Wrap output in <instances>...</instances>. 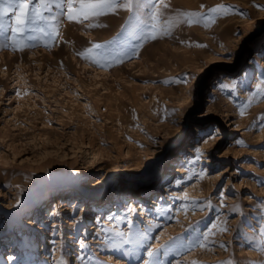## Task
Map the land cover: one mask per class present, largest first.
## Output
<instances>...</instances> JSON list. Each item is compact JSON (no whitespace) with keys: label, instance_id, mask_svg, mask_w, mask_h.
<instances>
[{"label":"rangeland","instance_id":"374dc122","mask_svg":"<svg viewBox=\"0 0 264 264\" xmlns=\"http://www.w3.org/2000/svg\"><path fill=\"white\" fill-rule=\"evenodd\" d=\"M163 4L0 35V264H264V0Z\"/></svg>","mask_w":264,"mask_h":264},{"label":"snow or ice","instance_id":"6c2138e0","mask_svg":"<svg viewBox=\"0 0 264 264\" xmlns=\"http://www.w3.org/2000/svg\"><path fill=\"white\" fill-rule=\"evenodd\" d=\"M161 4L164 8H167V4ZM144 6V0H0V35L5 33H11V45L14 50H23L26 45L24 40L38 39L35 35H27V33H40L49 38H55L59 35L58 28L55 21L58 17H64L69 22L84 23L86 21H92L100 17H104L108 14H115L118 9H125L132 13L135 17ZM204 6L201 5V8ZM151 9H155L151 12L150 19L153 21L152 29L153 34L150 39H156V31L160 28L157 23L162 15L160 8L156 4H151ZM56 11V15L52 13ZM229 8L225 5H217L208 9V12H186L183 16L187 18L189 25L199 24L202 21L214 23V17L216 15H228ZM49 13V15H45ZM11 14V15H10ZM10 19H6L9 18ZM99 26L89 23V27ZM205 26H208L207 23ZM9 37L5 36L7 41ZM7 46V45H5ZM102 47L101 44H92V46L86 49L84 52L79 53L85 59L91 60L93 63L99 64L100 61L96 58V50ZM227 88L228 85H222ZM235 87V85H233ZM251 101L244 105L240 114L243 116L244 108L250 106ZM238 144H243V141H237ZM199 157H197L198 159ZM216 225H213L215 228ZM227 231V228L222 229ZM120 239L114 241V243L128 244L130 243L129 236L124 233L116 234ZM207 239V237H205ZM80 248H84L83 242H80ZM204 247L205 245H201ZM158 248L147 251L148 260L144 261V264H158L155 260L157 256ZM63 264V261L61 262Z\"/></svg>","mask_w":264,"mask_h":264},{"label":"bare ground","instance_id":"6f19581e","mask_svg":"<svg viewBox=\"0 0 264 264\" xmlns=\"http://www.w3.org/2000/svg\"><path fill=\"white\" fill-rule=\"evenodd\" d=\"M81 197V196H79ZM74 199V193L72 191L65 192L64 194L57 197L52 203L46 204V209L44 212H46V217L52 216V214H60V208L62 207H70L72 205ZM42 212L41 210H38V214ZM115 214H120L119 209ZM113 214V218H116L117 215ZM42 218V216L40 217ZM31 222V221H30ZM38 224V223H37Z\"/></svg>","mask_w":264,"mask_h":264}]
</instances>
